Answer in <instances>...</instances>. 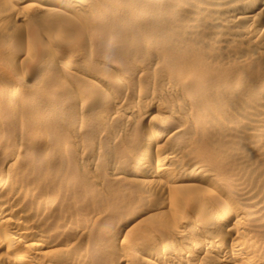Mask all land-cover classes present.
<instances>
[{
    "label": "bare ground",
    "instance_id": "1",
    "mask_svg": "<svg viewBox=\"0 0 264 264\" xmlns=\"http://www.w3.org/2000/svg\"><path fill=\"white\" fill-rule=\"evenodd\" d=\"M0 264H264V0H0Z\"/></svg>",
    "mask_w": 264,
    "mask_h": 264
},
{
    "label": "rangeland",
    "instance_id": "2",
    "mask_svg": "<svg viewBox=\"0 0 264 264\" xmlns=\"http://www.w3.org/2000/svg\"><path fill=\"white\" fill-rule=\"evenodd\" d=\"M17 38L19 39L20 38V35L17 34ZM129 227V226H128ZM128 227L126 226L125 228H122L120 230H122L121 232L125 231L126 229H128Z\"/></svg>",
    "mask_w": 264,
    "mask_h": 264
}]
</instances>
